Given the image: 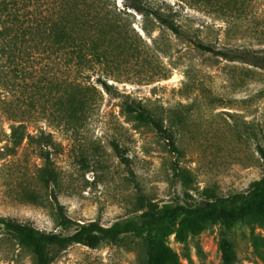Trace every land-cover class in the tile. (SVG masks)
<instances>
[{
	"label": "rangeland",
	"instance_id": "obj_1",
	"mask_svg": "<svg viewBox=\"0 0 264 264\" xmlns=\"http://www.w3.org/2000/svg\"><path fill=\"white\" fill-rule=\"evenodd\" d=\"M59 1L27 6V32L0 9L9 39L0 55V216L66 233L67 216L122 227L142 223L152 206L202 207L246 192L244 202L225 201L218 220L180 217L152 234L52 245V264H149L153 247L159 264H226L227 243L234 264H264V190L251 193L264 177V0H95L92 14L83 4L89 36L97 29L106 49L92 66L69 62L48 36ZM0 264H37L3 222Z\"/></svg>",
	"mask_w": 264,
	"mask_h": 264
},
{
	"label": "trees",
	"instance_id": "obj_2",
	"mask_svg": "<svg viewBox=\"0 0 264 264\" xmlns=\"http://www.w3.org/2000/svg\"><path fill=\"white\" fill-rule=\"evenodd\" d=\"M43 1L44 0H0V9L7 12L9 15L8 20L11 19L10 21L12 24L15 21V28L19 26L16 22L20 21L24 27V31L27 32L29 26L26 24L24 16H28L29 13L33 14V12L26 11L27 6L38 4L40 5L39 7H41ZM47 1L50 7H55L54 5H56L58 0ZM60 2L63 4L62 14L60 18H57V20L54 21V26L50 28L51 32L48 36L56 43L61 42V47H64L69 62H74L75 65L83 63L87 65L91 64L90 66H92L95 62H97L96 59L100 60L102 55H104V57L106 56V49L102 50V45L99 44V42H96L97 29L94 33H91L95 36H89V29H86L87 13H85L84 9H87L89 13L92 14V12L95 11V0H60L59 3ZM83 4H85L84 9L82 8ZM55 8H57V6ZM157 13L159 19L171 25V27L177 32H180L179 26L174 21L165 15L159 14V12ZM43 19L44 18L42 17L37 18L36 22L38 26L42 24L41 22ZM58 23H60V33L56 32L57 27L59 26L57 25ZM89 23V26L93 24L92 21H89ZM8 28L10 29L11 27L9 26ZM5 31V29L0 30V55L1 52H6L8 46L7 40L9 39L4 34ZM13 36L16 37L17 33ZM197 45L204 50L213 51L217 54H227L225 51L217 49L216 47L204 42H197ZM74 57H77L79 61ZM100 80L106 89L111 88L112 85L107 80ZM67 82L68 85H74L76 88H81L84 85L86 86V84L91 86V84L87 83V81L79 80L75 77H69ZM94 88L98 89L97 85H94ZM261 151L264 156V149ZM262 190H264V177L254 183L251 193L256 194ZM249 198L250 193L243 192L231 196L218 197V199L211 201L202 207H188L183 204L152 206L143 213L144 219L142 223L128 222L122 227H117L115 225L105 226L97 220L75 222L67 216L65 225L69 227V231L66 233H49L35 225L9 219L4 216H0V222L5 223L8 228L15 231L21 241L35 251L37 255V264H52L53 256L50 252L52 245H59L63 247L68 246L73 242H82L85 238L98 233L105 236H118L130 230H143L152 234L154 229H157L161 224L175 221L180 217L218 220L222 216V207L224 206L225 201L230 200L232 204H238L248 200ZM75 225L76 227H74ZM224 251L226 264H234L236 255L231 251L228 243L224 245ZM159 258L160 257L156 249L153 247L150 254L149 264H159Z\"/></svg>",
	"mask_w": 264,
	"mask_h": 264
}]
</instances>
